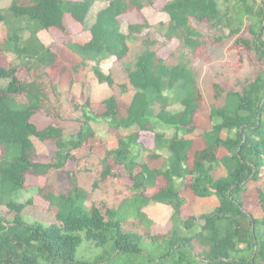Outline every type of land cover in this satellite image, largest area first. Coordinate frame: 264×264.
<instances>
[{"label":"trees","instance_id":"obj_1","mask_svg":"<svg viewBox=\"0 0 264 264\" xmlns=\"http://www.w3.org/2000/svg\"><path fill=\"white\" fill-rule=\"evenodd\" d=\"M97 1L13 0L7 9L0 8V26L6 30L0 54H13L20 62L0 64V264H104L114 256L141 253L148 243L166 254L178 253L175 264H191V259L264 264V0H167L163 12L169 20L162 36L168 43L178 41L181 54L173 65L153 42L142 43L135 61L126 63L132 54L130 40L138 43L137 37L151 25L129 24L124 32L121 18L141 14L159 0H107L108 6L88 26ZM67 16L91 37L87 43L68 45L81 63L63 67L60 75L73 74L72 87L81 70L92 72L99 84L130 94L127 108H120L112 95L101 102L104 112H96L88 82H83L80 97L69 91L61 98L60 81L50 74L59 57L39 34L51 29L67 33ZM212 49L227 51L223 65L231 67L234 78L213 76L207 109L198 75L182 59L209 63ZM111 59L124 64L125 81L103 70L102 64ZM20 66L27 70L24 78L19 77ZM250 70L253 76L241 77ZM38 114L50 120L44 129L33 122ZM198 116L210 125L199 130ZM101 122L117 138V147L104 148L102 155L94 151L98 135L92 126ZM122 129L131 132L122 135ZM141 133L152 134L151 148L140 141ZM189 136L201 140V150L194 151ZM33 138L55 148L50 162L37 161ZM87 147L86 161L77 160ZM144 152L162 164L152 166ZM71 161L76 169L66 170ZM91 166L99 168L94 190L107 192L124 180L131 184L115 189L108 200H93L87 209L83 203L91 193L80 185L79 176L91 172ZM28 176L46 179L35 195L49 203L56 217L49 226L25 221V211L36 207L34 196L24 202L9 199L27 188ZM160 178L165 180L162 187ZM152 189L156 192L147 198ZM189 190L196 198L216 196L218 206L200 217L182 218ZM121 198L140 200L136 209L145 216L149 203L171 208L172 227L154 234L150 227L118 219L115 204ZM250 201L260 208V217L246 210ZM198 220L203 221L200 227L195 226ZM84 242L109 250L94 262L77 261Z\"/></svg>","mask_w":264,"mask_h":264},{"label":"rangeland","instance_id":"obj_2","mask_svg":"<svg viewBox=\"0 0 264 264\" xmlns=\"http://www.w3.org/2000/svg\"><path fill=\"white\" fill-rule=\"evenodd\" d=\"M13 0H0V8L7 9L12 4ZM167 0H159L153 7H148L144 9V11L140 13H133L128 16H124L121 18L122 21V29L124 32H128V25L129 24H141L144 21H148L151 27L145 30L141 35L137 38L139 40L138 43L135 42V39L130 40L131 46V55L126 60L127 64H131L135 61L137 54L140 52L142 48V43L145 44L147 42H153L154 47H157L160 50V54L163 58L168 59L171 65L177 63V59H180L181 54L177 52L179 48V42L173 41L168 43L162 36V26L168 22V15L163 12V8L165 7ZM108 6L107 0H98L92 10V14L90 15L88 26H90L99 11L106 8ZM66 27L67 33L61 31L60 29H51L48 31L40 32L39 37L41 41L50 49H52L59 57L56 65L50 69L51 77L54 80L60 81V93L61 98L65 99L67 96V92H71L73 95L80 97L81 93H83L84 84L83 82H88L91 86V100L93 104V109L98 113H103L104 108L101 102L110 97L116 96L120 108H127L130 102V94L123 93L120 91L119 88L114 87L110 88L107 85H101L95 78V75L92 72H88L86 70H81L80 74V81H74L72 87L69 86L71 80L76 79L74 76L73 79L70 77L73 76L70 72L64 74L63 76L60 75V72L63 67L67 66L69 68L78 66L81 63V58L78 57L75 53H73L69 48V44H84L87 43L91 37L90 33L83 28L80 24L75 22L71 17L67 16L66 18ZM4 27L0 26V37L6 34V30ZM176 53V54H175ZM175 54V58L173 55ZM211 54L213 57V61L209 63H195L190 61V59L185 56L183 57V62L190 65L198 75L199 82L201 89L205 95L207 109L211 106L212 101V89L210 86V82L213 79V76L216 74H225V76L229 78H234V71L229 68L224 67L223 63L226 61L228 56L227 51L223 49H215L211 50ZM4 56V60L2 57ZM17 64L19 65L20 62L15 58L13 54H0V64L9 65V64ZM231 63L236 65L238 60L234 58L231 60ZM228 63V64H231ZM102 68L105 73H113L116 79L119 82L125 81L126 76L124 72V64L116 63L114 59L108 60L102 64ZM27 74V70L24 66H20L19 77L24 78ZM253 76V71H247L245 74H242L241 77H249ZM70 76V77H69ZM178 109V108H177ZM197 124L199 126V130L204 129L210 125L209 121L203 117H197ZM33 122L37 125L39 129H44L50 124V120L43 114H38L34 117ZM97 132V139L96 142L93 143L94 151L97 154L102 155L104 148L105 149H114L117 147V138L114 135L116 132L114 130H110L108 125L101 122V123H93L92 125ZM159 129H161L159 127ZM134 130V129H133ZM136 129L134 130V132ZM131 131L122 129L119 133L122 135H128ZM199 132V131H198ZM170 134L169 136H171ZM179 135L183 136L184 133L181 130ZM189 138L194 139V151L202 149V142L197 136H189ZM141 142H145L148 148H151L152 141V134L150 133H141L140 137ZM34 145L37 150V161L42 163H48L55 155L56 150L49 142H40L36 138H33ZM90 153V147L84 148L77 156V160H82L85 162L84 158ZM145 156V161H150L152 166H158L162 164V161H153L149 160V153H143ZM143 156V157H144ZM167 156L166 154L164 155ZM77 167L75 161H71L66 166V170H75ZM91 172L83 173L79 176L80 185L91 193V198L84 202L85 208L89 209L92 206L93 200H102V199H110L115 189H119L123 184H131L130 180H124L120 184L121 185H111L107 188V192L104 190H94L93 184L98 174V169L94 166H91ZM46 183L45 178H36L32 176L27 177V188L15 193L9 199L15 202H24L26 199L34 196L35 198V208H31L25 211L24 218L25 221L29 224L33 222H41L46 226L51 225L52 223L56 222V217L54 213L50 212L49 203L36 196V190L39 187H43ZM165 185V180L163 178L159 179L158 187H162ZM124 189V186L121 187V190ZM156 192V190L152 189L149 190L145 194V196L152 197V195ZM187 197V204L182 207L181 209V217L187 218L192 215L200 217L203 214L209 213L216 205H218V199L216 196H211L208 198H196L194 194L189 190L185 192ZM123 198L119 199L115 204V209H118V219H122L130 224L138 223L141 227L151 228V232L154 234H165L173 225L170 221L172 215V209L168 208L164 205L155 206V208H151L152 203H149L143 209V213H138L136 207L137 204H141L140 200H130L127 199L123 202ZM151 205V206H150ZM246 210L251 211L256 217L261 216V210L257 206L256 202L250 201L246 205ZM153 217V218H152ZM203 221L198 220L196 227L202 226ZM181 227V225H178ZM139 233L142 230H137ZM145 243H148L145 242ZM144 243V244H145ZM109 250L108 247L101 248L91 242H84L81 248L78 250L77 253V261H87V262H94L95 259L105 252ZM167 251V250H166ZM166 251H160L156 247L152 245V243L146 244L144 250L141 253H127L119 256H114L111 260H108L104 264H175L178 261L179 254L178 253H171L166 254ZM179 251V250H178ZM191 264H204L199 260L191 259Z\"/></svg>","mask_w":264,"mask_h":264},{"label":"crops","instance_id":"obj_3","mask_svg":"<svg viewBox=\"0 0 264 264\" xmlns=\"http://www.w3.org/2000/svg\"><path fill=\"white\" fill-rule=\"evenodd\" d=\"M151 206V205H150ZM155 206H159V205H157V204H153L152 203V206H151V208H155ZM218 205H216V207H217ZM215 208V207H214ZM153 218V217H152Z\"/></svg>","mask_w":264,"mask_h":264}]
</instances>
